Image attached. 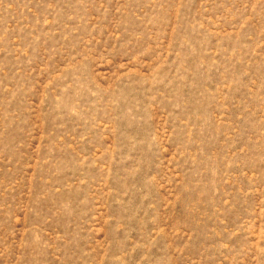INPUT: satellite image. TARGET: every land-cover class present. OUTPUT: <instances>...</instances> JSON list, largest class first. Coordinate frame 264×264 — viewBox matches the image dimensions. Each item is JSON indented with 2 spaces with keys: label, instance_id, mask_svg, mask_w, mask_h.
I'll return each instance as SVG.
<instances>
[{
  "label": "rangeland",
  "instance_id": "1",
  "mask_svg": "<svg viewBox=\"0 0 264 264\" xmlns=\"http://www.w3.org/2000/svg\"><path fill=\"white\" fill-rule=\"evenodd\" d=\"M0 264H264V0H0Z\"/></svg>",
  "mask_w": 264,
  "mask_h": 264
}]
</instances>
